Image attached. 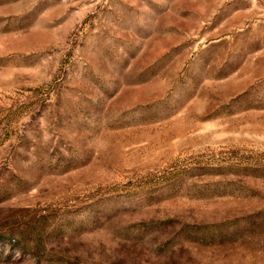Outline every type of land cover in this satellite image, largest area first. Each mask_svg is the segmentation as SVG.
I'll return each instance as SVG.
<instances>
[{"label":"rangeland","instance_id":"1","mask_svg":"<svg viewBox=\"0 0 264 264\" xmlns=\"http://www.w3.org/2000/svg\"><path fill=\"white\" fill-rule=\"evenodd\" d=\"M264 0H0V264H264Z\"/></svg>","mask_w":264,"mask_h":264},{"label":"trees","instance_id":"2","mask_svg":"<svg viewBox=\"0 0 264 264\" xmlns=\"http://www.w3.org/2000/svg\"><path fill=\"white\" fill-rule=\"evenodd\" d=\"M206 161L211 162L209 164L219 163L218 165H228L235 168L246 167L254 171H264V153L246 155L242 151L231 150L228 154L219 158L209 156Z\"/></svg>","mask_w":264,"mask_h":264}]
</instances>
